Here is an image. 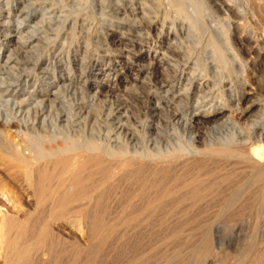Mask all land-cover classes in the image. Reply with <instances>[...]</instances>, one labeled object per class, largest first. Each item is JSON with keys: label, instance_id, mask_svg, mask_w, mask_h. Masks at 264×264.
Instances as JSON below:
<instances>
[{"label": "rangeland", "instance_id": "374dc122", "mask_svg": "<svg viewBox=\"0 0 264 264\" xmlns=\"http://www.w3.org/2000/svg\"><path fill=\"white\" fill-rule=\"evenodd\" d=\"M5 1L0 0V264H264V193L257 189L262 184L252 181L253 176L244 177L243 181L250 179L255 184L246 191L231 189L230 184L231 190L223 192L218 180L210 176L211 165L203 160L178 174L145 163L135 167L133 177L121 169L111 175L113 163L108 160L101 165L90 162L80 174L79 189L88 192V199L75 213L53 210L48 195L39 201L29 176L10 158L13 150L26 157L37 146L57 150L65 140L103 149L122 147L126 132L119 127L127 129L128 123L113 111L125 110L126 104L134 116L129 125L136 138L143 139L151 121L142 93L154 88L146 65L152 59L162 60L160 53L154 54L162 19L185 17L190 12L200 21L219 20L217 16L224 17L218 7L223 2L243 8L249 19L250 8L245 5L249 1L264 5V0ZM20 11L24 16L18 19ZM147 24L149 34L145 35ZM246 28L241 32L251 29L250 25ZM251 30L255 32L248 34L250 42L257 50L264 48V28ZM196 34L183 40L185 50L197 44L203 48L205 39ZM162 36L173 43V33L163 31ZM217 39L223 50L249 60L250 53L235 36L219 34ZM189 57L193 53L184 58ZM163 68L170 70L171 66ZM245 74L243 92L229 102L218 95L214 99V106L220 108L218 115L205 119L206 124L196 123L199 131L229 114L245 133L250 132L252 117L236 116L230 109L246 108L250 89L258 95L259 105L249 109L252 114L262 112L264 121L263 69L247 68ZM187 76L188 72L183 78ZM181 88L179 84L178 92ZM196 96L190 107L195 106ZM166 118L161 115L165 122ZM58 182L53 179L47 184L54 187ZM208 186L218 188L210 191ZM260 227L263 234L256 231ZM2 235L12 242L7 251Z\"/></svg>", "mask_w": 264, "mask_h": 264}, {"label": "bare ground", "instance_id": "6f19581e", "mask_svg": "<svg viewBox=\"0 0 264 264\" xmlns=\"http://www.w3.org/2000/svg\"><path fill=\"white\" fill-rule=\"evenodd\" d=\"M4 2L6 1L4 0ZM178 5L175 6L176 11ZM241 5H243V3ZM245 6L246 8H250V12H248L251 13L249 19H246L247 16L245 18L243 8L239 10L235 6L223 2L219 4L218 7L221 9L220 12H223L222 15H224V17L217 16L219 20L212 19L207 21L201 19L200 21L199 19L197 20L196 17L192 18V14L189 15V12L185 17H175L171 20H166L164 17L161 22L159 21L160 31L155 38V40H157V47H155L154 54L160 53L163 61L152 59V61L146 65V69L148 70L146 74H148L149 71L152 72L151 75L154 81V88L152 91L150 90L146 93L142 91L143 99L146 101L145 103L147 105L144 109H146L148 119L151 121L148 132L146 131L143 139H137L133 127L129 125L134 116L132 117L131 106L126 104L124 107L125 110H123V108L119 109L117 105L118 109L113 111V115L119 116V119L121 117H126L127 119L128 124L124 123L128 125L127 129L125 128V125L119 127L123 132H126L124 138L122 132L119 131L121 132L120 136L125 140V145H122V147L118 145L112 147L111 145L109 149H103L89 142L79 146L74 140H65L63 141L62 146L61 144L60 146L57 145L59 147L57 150L45 151L40 146H37L35 149L31 150L30 155L27 157L25 153L22 154L19 150L11 151L10 158L12 161L16 163L20 170L28 175L33 182V190H35L38 200L42 201L45 199V196L48 195L51 203L49 204L52 206L53 210H65L78 213L85 204H83V202H85L84 200L88 199V192H80L79 190L82 188H80L82 184L80 174L85 170L88 163L93 162L96 165H101L106 160L113 163L111 165V175L117 169H121L125 170L129 177L134 176V173L136 172L135 167L141 168L145 163L146 165L147 163H152L153 165L151 167L155 166L158 169V167L161 166L160 169L165 168L178 174L176 172H181L189 167H194L202 163L203 160L204 164L211 165L212 170H209L211 171L210 176L212 175L218 180L217 184L221 191L228 189L230 184L231 189H240L242 187L244 188L243 190L247 188L249 189L252 183L254 184L255 182L262 184V187L260 186L258 188L257 186V189L264 193V121L262 120V112L259 111L256 114H252L249 109L253 106L256 107L259 105V99H257L258 95L257 97L254 96L252 89L246 91V93L250 95V98L246 101V108L243 109L242 106L239 108L234 107V109L230 108L236 116L249 115L252 117V119L249 117L251 119V127H249L251 128L250 132L245 133L246 129H242L238 122L234 121V116L229 114H219V117L213 122H210V124L212 123L211 125L207 128L205 127V131H199L196 127V123H205V119L210 116L218 115L217 111H219L220 108L214 106V99H216L218 95L226 97L228 102L232 101L235 96L238 98L239 92L242 91L240 88L243 79L246 77V74L243 76L245 69L252 68L253 70L255 67H261L264 72V48H258L257 50V45L250 42V39L248 38V34L255 32V30H251L254 29V27L261 26L262 29L264 28V5L249 1V4ZM181 8L180 11H182ZM260 11L263 13L259 14ZM167 15L165 14L166 18ZM23 16V12L20 11L16 18L21 19ZM181 16H183V13ZM210 22L213 23V25H210ZM148 24L151 25V23ZM148 24L145 25V35L149 32ZM246 24L250 25L251 29H248L249 31L246 30L241 32L240 29L243 27L246 28ZM139 25L137 27H139ZM141 28H143V26ZM256 29L258 30V27ZM163 31L173 33V43L170 44L168 40L166 41L164 36H162ZM190 33H197L200 37L205 39L203 48L199 44H197V46L194 45L193 43L195 42H192V46L194 45V47L189 50L186 49L187 51L184 49L183 45L185 44H183V40L187 38ZM260 33L262 32H259V34ZM138 34L139 33H137V35ZM219 34L227 35V37L235 36L240 45H243L245 50L250 53L249 56H251L249 60L245 59L246 61H244V59L241 58L237 59V55H235L236 52L233 53V55L228 50H223L221 43H219L217 39ZM263 34L264 32L262 35ZM199 39L201 40V38ZM187 42L189 43V41ZM192 53L193 57L184 58L186 55ZM167 65L171 66L170 70L163 68ZM186 72H188V76L184 79L183 76ZM183 80H185V84L183 83ZM260 82H263V80ZM260 82L258 84H260ZM179 84L182 85L180 92H178ZM256 92H258V90ZM195 94H197L195 106L190 107V100ZM253 96L256 98H253ZM259 97L262 98V96ZM228 105L224 104L222 106L229 107ZM121 110L123 111V114ZM162 114L168 116V118H166L168 119L167 122L161 119ZM245 122H247V120ZM246 124L248 125V123ZM243 125L244 124H242V126ZM245 128H247L246 125ZM112 130L115 129L113 128ZM247 130L249 131V129ZM141 134H143V132L140 133V135ZM118 140L119 138L116 141L118 142ZM246 175H248V178L253 176L252 181L254 180V182H249L251 180H248L247 178V181H243ZM53 179L59 181L57 186L53 187V185L47 184ZM215 187L208 186V190L211 191L218 188ZM193 189L194 191L197 190L196 188ZM260 202L261 201H259V203ZM260 213H262V211ZM74 221H76V219ZM256 231L263 234L262 227L259 229L256 228ZM261 238H263L262 235ZM2 243L5 251L12 248V242L8 236H3Z\"/></svg>", "mask_w": 264, "mask_h": 264}]
</instances>
